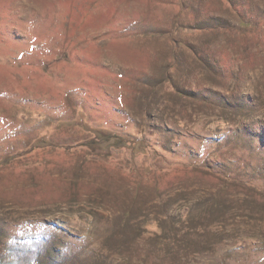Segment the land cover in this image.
Masks as SVG:
<instances>
[{
    "label": "rangeland",
    "instance_id": "obj_1",
    "mask_svg": "<svg viewBox=\"0 0 264 264\" xmlns=\"http://www.w3.org/2000/svg\"><path fill=\"white\" fill-rule=\"evenodd\" d=\"M0 264H264V0H0Z\"/></svg>",
    "mask_w": 264,
    "mask_h": 264
},
{
    "label": "trees",
    "instance_id": "obj_2",
    "mask_svg": "<svg viewBox=\"0 0 264 264\" xmlns=\"http://www.w3.org/2000/svg\"><path fill=\"white\" fill-rule=\"evenodd\" d=\"M98 138L103 142H109L111 146L121 147L124 145L123 140L116 135L105 133V132H98Z\"/></svg>",
    "mask_w": 264,
    "mask_h": 264
}]
</instances>
